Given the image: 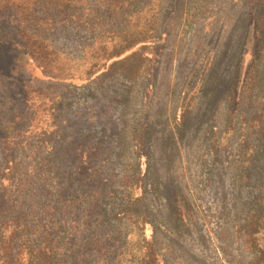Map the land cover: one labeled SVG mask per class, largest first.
Masks as SVG:
<instances>
[{"label": "trees", "instance_id": "trees-1", "mask_svg": "<svg viewBox=\"0 0 264 264\" xmlns=\"http://www.w3.org/2000/svg\"><path fill=\"white\" fill-rule=\"evenodd\" d=\"M27 1L7 13L8 0H0V264H170L175 245L161 242L160 212L152 209L166 190L160 179L154 196L144 188L154 154L149 114L138 111L105 144L109 128L101 126L95 138L79 121L82 110L71 121L66 114L74 102L64 103L70 93L111 79L129 83L122 104L134 93L158 57L163 0H116L119 21L104 15L98 0H88L89 14L76 9L85 0ZM238 2L245 35L225 67L229 47L216 57L200 49L173 117L176 158L167 176L183 182L182 143L197 121L193 135H204L206 156L201 171L208 170L207 158L217 166L224 157L245 192L222 234L243 257L232 258L227 247L222 253L230 264H264V0ZM72 26L77 35L88 31L94 47L113 39L111 47L99 44L85 70L71 66L69 56L68 63L51 59L64 55L52 39ZM85 49L84 43L78 58ZM167 212L172 237L196 223L185 196Z\"/></svg>", "mask_w": 264, "mask_h": 264}, {"label": "rangeland", "instance_id": "rangeland-1", "mask_svg": "<svg viewBox=\"0 0 264 264\" xmlns=\"http://www.w3.org/2000/svg\"><path fill=\"white\" fill-rule=\"evenodd\" d=\"M98 1L102 11H106L104 15L110 14L111 18L119 21L120 13L116 0ZM24 2L25 5L29 3L27 0ZM87 2L90 3L85 0L84 4L76 9L85 10L84 13L89 14L91 8L86 7ZM17 4L19 0H8L3 12L8 13V10L13 12ZM242 11V5L238 0H163L157 35L159 40L154 48L158 57L144 80L131 89L134 93L128 95L122 104L123 90L129 83L111 79L102 85L94 84L85 90L74 91L64 100V103L74 102L67 110L66 118L77 122L79 120L77 109L80 108L83 113L79 121L85 122L86 128L90 125L91 131L97 132L95 138H101L99 130L101 126L109 128L110 134L106 132L108 137H102L106 141L105 144H112L122 125L136 119L138 111L145 110L149 114L148 145L153 144L150 150L154 154L153 158L148 160V177L144 188L149 195L154 196L153 184L160 179L162 188L166 190L159 200L152 201V209L160 212L156 221L162 231L161 242L166 244L169 238L175 245L174 254L167 258L170 264H230L221 250L226 247L232 258L243 257L237 244L224 241L222 234L225 228L233 225L235 209L238 210L243 203L245 192L239 190L238 184L234 182L231 166L224 157L218 161L217 166L212 164L211 157L207 158L210 164L206 168L208 170L212 168V171L207 172V169L201 171V164L206 156L202 143L204 135L202 133L193 135L197 121L182 143L185 162L182 165L187 171L184 169L181 173L179 170L178 174L181 175L177 181L183 182L175 184L169 181L167 176V169H170V164L176 158L175 140L173 139L172 143L171 139L173 117L200 49L207 48L216 57L224 47H229L230 51L221 62L222 67L228 66L232 62V51L245 35ZM134 19L136 21V18ZM134 24L132 21V25ZM62 29L52 41L64 55L52 57V60L68 63L66 57L69 56L73 59L70 62L71 66L80 65L79 69L85 70L95 61L94 54L100 48L99 44L106 43L108 47L112 46V38L101 39L94 47L92 41L95 38L88 31L80 30L77 35L75 26ZM84 43L86 46L84 55L78 58L77 54ZM143 83L147 85L146 92ZM134 96L136 102L132 100ZM235 148L236 143L233 141L232 156H235ZM178 196L189 199L195 210L196 223H193L183 235L172 237L167 228L169 224L167 210L171 202L178 203Z\"/></svg>", "mask_w": 264, "mask_h": 264}]
</instances>
